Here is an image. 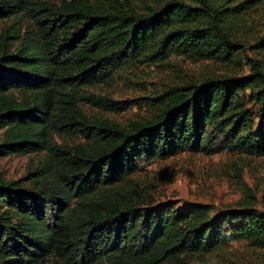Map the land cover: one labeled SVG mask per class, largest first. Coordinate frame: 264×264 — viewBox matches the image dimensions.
<instances>
[{"label":"trees","instance_id":"16d2710c","mask_svg":"<svg viewBox=\"0 0 264 264\" xmlns=\"http://www.w3.org/2000/svg\"><path fill=\"white\" fill-rule=\"evenodd\" d=\"M139 1L0 0V19L14 20L0 33V158L44 154L25 183L0 173V264H202L234 241L264 249V213L251 204L151 207L138 180L150 160L181 152L264 155L259 58L247 56L251 73L240 78L169 86L129 126L80 110L86 87L125 66L172 54L245 62L232 28L247 0ZM23 20L34 26L24 38ZM250 47L264 53V35ZM89 128L81 144L55 140Z\"/></svg>","mask_w":264,"mask_h":264},{"label":"rangeland","instance_id":"374dc122","mask_svg":"<svg viewBox=\"0 0 264 264\" xmlns=\"http://www.w3.org/2000/svg\"><path fill=\"white\" fill-rule=\"evenodd\" d=\"M51 1L59 3L62 0ZM134 1L140 6L145 5L139 0ZM219 1L230 7L244 0ZM241 14L244 20L233 26L232 36L246 46L242 65H221L213 60L194 61L184 55L172 54L164 60L125 66L116 71L112 81L86 87L85 99L78 104L80 110L89 120H108L129 126L150 116L152 104L159 101L153 99L171 85L200 81L208 76L240 78L248 75L251 67L247 56L259 58L264 63V53L250 47L264 35V0H247ZM13 21L0 19V33L11 27ZM18 26H21L22 38L34 29L28 20L15 25L16 28ZM20 41L10 40L13 48ZM94 130L96 128L76 134L61 133L55 136V140L69 145L81 144L88 139L85 134H92ZM43 157V153L2 157L0 173L6 180H22L25 183L29 172L36 169ZM138 180L141 193L151 207L172 202L177 207L203 203L223 209L241 203L251 204L264 213V155L250 156L229 151L181 152L167 159L150 160L139 172ZM200 262L197 256H183V261L166 264ZM202 264H264V249L247 240L234 241L229 247L207 256Z\"/></svg>","mask_w":264,"mask_h":264}]
</instances>
